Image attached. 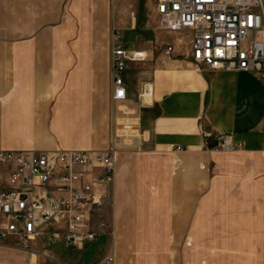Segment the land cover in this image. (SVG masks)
<instances>
[{"label":"crops","instance_id":"0c3cea01","mask_svg":"<svg viewBox=\"0 0 264 264\" xmlns=\"http://www.w3.org/2000/svg\"><path fill=\"white\" fill-rule=\"evenodd\" d=\"M113 9L111 0H0V150L104 152L120 119L135 121L136 133L116 142L109 230L82 247L61 242L92 250L76 263L45 249L38 260L264 264L263 75L198 67L193 33L158 26L164 48L128 64L127 99L116 103ZM224 135L234 150L216 148ZM10 170L0 164V189ZM45 239L54 243L43 235L31 245ZM4 242L0 264H18Z\"/></svg>","mask_w":264,"mask_h":264},{"label":"built area","instance_id":"2783aa9c","mask_svg":"<svg viewBox=\"0 0 264 264\" xmlns=\"http://www.w3.org/2000/svg\"><path fill=\"white\" fill-rule=\"evenodd\" d=\"M156 1L162 31L193 33L191 50L196 66L251 71L264 77V0ZM173 52L171 45L165 50L167 56ZM144 58V51L125 48L120 34L113 33L114 102L127 99L124 73L128 64ZM117 124L120 128L104 152L0 150V164L11 169L8 186L0 189V242L16 238L21 247L30 249L44 235L54 243L82 247L109 230L105 210L112 203L116 142L136 133L131 118ZM216 148L234 150L232 137L221 136ZM30 255L32 264H40L36 251ZM106 264H114V257H107Z\"/></svg>","mask_w":264,"mask_h":264},{"label":"rangeland","instance_id":"374dc122","mask_svg":"<svg viewBox=\"0 0 264 264\" xmlns=\"http://www.w3.org/2000/svg\"><path fill=\"white\" fill-rule=\"evenodd\" d=\"M111 3L112 7H114L113 13L116 15V22L113 21L110 27V40H112L113 33L116 32L120 34L121 43L125 48L147 50L149 51V57L161 52L165 46L166 38L158 30V6L156 0H111ZM147 61L149 59L140 63L144 64ZM127 110L121 113H132V111ZM44 242L46 243L45 248L41 246V242H36L30 246V249L33 248L38 251L37 254H40L45 249L51 254L62 255L66 262L73 263H76L79 259L81 260L83 256H88L92 251L87 244L84 250H77L72 247H66L61 242L51 243L47 239ZM2 244L16 249V254L11 256L10 259L18 264H30V253L28 251L27 253L23 252V247L21 249L20 242L17 239L15 241L6 240ZM39 263L60 264L58 261L46 257H41Z\"/></svg>","mask_w":264,"mask_h":264},{"label":"bare ground","instance_id":"6f19581e","mask_svg":"<svg viewBox=\"0 0 264 264\" xmlns=\"http://www.w3.org/2000/svg\"><path fill=\"white\" fill-rule=\"evenodd\" d=\"M151 92H152L151 87L147 86V88H146V90H145V92L143 94L144 100L147 103L151 101ZM131 119L133 120V118H131Z\"/></svg>","mask_w":264,"mask_h":264}]
</instances>
